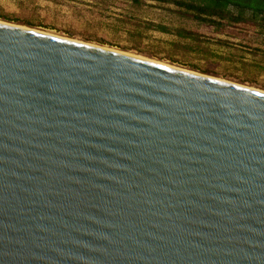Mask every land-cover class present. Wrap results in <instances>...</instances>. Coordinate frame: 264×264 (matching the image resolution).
Masks as SVG:
<instances>
[{"label": "water", "instance_id": "obj_1", "mask_svg": "<svg viewBox=\"0 0 264 264\" xmlns=\"http://www.w3.org/2000/svg\"><path fill=\"white\" fill-rule=\"evenodd\" d=\"M0 21V264H264V90Z\"/></svg>", "mask_w": 264, "mask_h": 264}, {"label": "rangeland", "instance_id": "obj_2", "mask_svg": "<svg viewBox=\"0 0 264 264\" xmlns=\"http://www.w3.org/2000/svg\"><path fill=\"white\" fill-rule=\"evenodd\" d=\"M174 2L0 0V21L264 90V29L225 20L202 23Z\"/></svg>", "mask_w": 264, "mask_h": 264}, {"label": "trees", "instance_id": "obj_3", "mask_svg": "<svg viewBox=\"0 0 264 264\" xmlns=\"http://www.w3.org/2000/svg\"><path fill=\"white\" fill-rule=\"evenodd\" d=\"M132 1L137 3L140 0ZM174 3L192 12V16L202 23L218 26L225 20L264 29V0H175ZM179 34L184 37L189 35L188 32Z\"/></svg>", "mask_w": 264, "mask_h": 264}, {"label": "bare ground", "instance_id": "obj_4", "mask_svg": "<svg viewBox=\"0 0 264 264\" xmlns=\"http://www.w3.org/2000/svg\"><path fill=\"white\" fill-rule=\"evenodd\" d=\"M3 22V21H1ZM4 23H8V22H4ZM9 24H12V25H16V26H20V27H25V28H30V29H33V30H37V29H34V28H31V27H26V26H22V25H18V24H14V23H9ZM37 31H40V30H37ZM40 32H44V31H40ZM44 33H47V32H44ZM47 34H51V33H47ZM51 35H54V34H51ZM55 36H59V35H55ZM59 37H62V38H66V37H63V36H59ZM68 39H71V40H74V41H79V40H75V39H72V38H68ZM79 42H82V41H79ZM83 43H86V42H83ZM90 45H95V46H100L102 48H106V49H111V50H116V51H119V52H125V51H122V50H117V49H114V48H111V47H106V46H101V45H98V44H91V43H88ZM127 54H131V55H134V56H139V57H142V58H146L144 56H140V55H136V54H133V53H130V52H125ZM146 59H150V58H146ZM153 61H158L162 64H168V63H165V62H162V61H159L157 59H151ZM170 65V64H169ZM174 66V65H173ZM177 67V66H176ZM257 89V88H256ZM259 90H262V89H259Z\"/></svg>", "mask_w": 264, "mask_h": 264}]
</instances>
